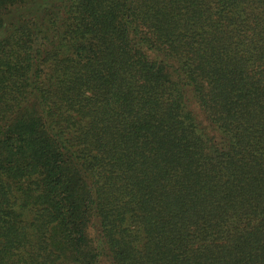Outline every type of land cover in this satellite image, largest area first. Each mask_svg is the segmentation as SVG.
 I'll list each match as a JSON object with an SVG mask.
<instances>
[{"label": "trees", "instance_id": "1", "mask_svg": "<svg viewBox=\"0 0 264 264\" xmlns=\"http://www.w3.org/2000/svg\"><path fill=\"white\" fill-rule=\"evenodd\" d=\"M0 264H264V0H0Z\"/></svg>", "mask_w": 264, "mask_h": 264}]
</instances>
